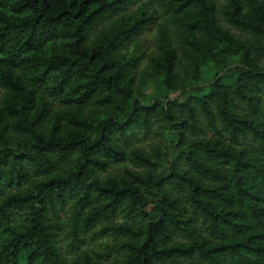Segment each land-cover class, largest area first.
<instances>
[{
    "label": "trees",
    "instance_id": "trees-1",
    "mask_svg": "<svg viewBox=\"0 0 264 264\" xmlns=\"http://www.w3.org/2000/svg\"><path fill=\"white\" fill-rule=\"evenodd\" d=\"M132 2L0 0V264H264V0H160L148 100Z\"/></svg>",
    "mask_w": 264,
    "mask_h": 264
},
{
    "label": "rangeland",
    "instance_id": "rangeland-1",
    "mask_svg": "<svg viewBox=\"0 0 264 264\" xmlns=\"http://www.w3.org/2000/svg\"><path fill=\"white\" fill-rule=\"evenodd\" d=\"M138 9H145L146 14L154 18V22L151 23L139 36L138 48L139 52H143L144 56L139 60L135 68V85L134 89L136 94L146 97V99H151L152 97H159L160 92L157 82L149 77V71L147 70V60L146 55L156 51V36L158 32V24L163 19L162 8L160 0H133V2L128 7V12L135 13ZM220 24L224 28L230 29L233 34H238V32L228 27L222 20ZM188 95L175 94L171 96L172 100H178L180 103L186 101ZM167 144V139L164 135H160L156 128H152L150 133L144 134L142 131H135L129 141V148L137 147L144 151L150 152L151 148L154 146L161 147ZM126 165L130 168L133 166L126 162ZM101 177L103 175H100ZM54 221L60 223L63 226V232L61 233L60 249L67 264H71L74 253L81 251H93L99 254H105L106 248L105 244L111 242L109 237L95 236L93 234H85L79 236V241L75 243L73 250L70 246L71 238L67 236L70 229V224L67 216L58 211L57 215L54 217ZM112 257L104 258V264H110Z\"/></svg>",
    "mask_w": 264,
    "mask_h": 264
}]
</instances>
